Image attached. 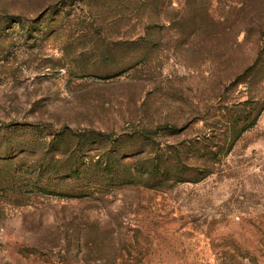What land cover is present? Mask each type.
<instances>
[{"label":"rangeland","instance_id":"rangeland-1","mask_svg":"<svg viewBox=\"0 0 264 264\" xmlns=\"http://www.w3.org/2000/svg\"><path fill=\"white\" fill-rule=\"evenodd\" d=\"M0 264H264V0H0Z\"/></svg>","mask_w":264,"mask_h":264},{"label":"trees","instance_id":"trees-1","mask_svg":"<svg viewBox=\"0 0 264 264\" xmlns=\"http://www.w3.org/2000/svg\"><path fill=\"white\" fill-rule=\"evenodd\" d=\"M247 126H251V125H247ZM166 130H175L176 129V127H174V126H166V127H164ZM244 128V127H243ZM248 128V127H247ZM243 130V129H242ZM140 132V134H141V136L142 137H144V138H150V136L152 137L153 136V134L155 133V132H157V131H150V130H142V131H139ZM93 133H94V131H93ZM95 134V135H94ZM93 134V138H91V139H94V140H99V141H101V142H112V140H113V135L112 134H109V133H105V132H103V131H95V133ZM232 134H234V135H236V129H233V131H232ZM85 136V135H84ZM85 138V137H84ZM172 164H174V163H172ZM175 165H168V167L166 168V170H169V169H171L172 167H174ZM105 169H109V167L108 166H106L105 167ZM137 170H139L140 171V173H146V172H148L149 173V170L147 171L144 167H137ZM203 174H205V173H203L202 171H199V172H197L196 173V176H198V177H195L196 179H188V181H191V180H195V181H198V180H201L203 177L202 176H204Z\"/></svg>","mask_w":264,"mask_h":264}]
</instances>
